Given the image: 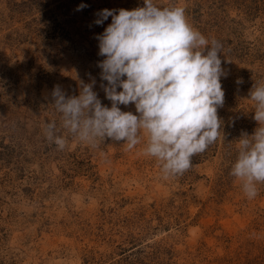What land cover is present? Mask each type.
I'll use <instances>...</instances> for the list:
<instances>
[{"label": "rangeland", "instance_id": "obj_1", "mask_svg": "<svg viewBox=\"0 0 264 264\" xmlns=\"http://www.w3.org/2000/svg\"><path fill=\"white\" fill-rule=\"evenodd\" d=\"M0 264H264V0H0Z\"/></svg>", "mask_w": 264, "mask_h": 264}]
</instances>
